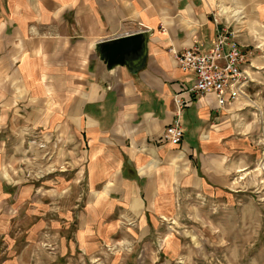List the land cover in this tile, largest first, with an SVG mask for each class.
I'll return each mask as SVG.
<instances>
[{
  "label": "crops",
  "instance_id": "obj_1",
  "mask_svg": "<svg viewBox=\"0 0 264 264\" xmlns=\"http://www.w3.org/2000/svg\"><path fill=\"white\" fill-rule=\"evenodd\" d=\"M220 28L257 46L264 0H0V127L19 121L55 164L74 167L90 213L140 219L170 211L180 189L226 188L247 140L238 99L184 92L193 74L174 56L211 50ZM145 31L137 72L99 59L98 42ZM179 93L190 99L182 142L155 143Z\"/></svg>",
  "mask_w": 264,
  "mask_h": 264
},
{
  "label": "rangeland",
  "instance_id": "obj_2",
  "mask_svg": "<svg viewBox=\"0 0 264 264\" xmlns=\"http://www.w3.org/2000/svg\"><path fill=\"white\" fill-rule=\"evenodd\" d=\"M250 61L238 174L220 190L180 189L168 212H88L74 167L19 121L0 127V264H264V41Z\"/></svg>",
  "mask_w": 264,
  "mask_h": 264
},
{
  "label": "built area",
  "instance_id": "obj_3",
  "mask_svg": "<svg viewBox=\"0 0 264 264\" xmlns=\"http://www.w3.org/2000/svg\"><path fill=\"white\" fill-rule=\"evenodd\" d=\"M233 37V32L220 28L211 50L202 52L198 47L190 46L180 52H174L180 68L193 74V83L183 90L184 92L195 96L212 92L220 104L246 95L247 87L253 81L247 68L253 66L250 56L254 47L244 49L232 40ZM180 95L181 93L174 97L175 110L172 121L164 127L155 143L177 146L182 142L184 132L181 114L190 99H183Z\"/></svg>",
  "mask_w": 264,
  "mask_h": 264
},
{
  "label": "water",
  "instance_id": "obj_4",
  "mask_svg": "<svg viewBox=\"0 0 264 264\" xmlns=\"http://www.w3.org/2000/svg\"><path fill=\"white\" fill-rule=\"evenodd\" d=\"M148 32H137L103 40L96 44L99 59L108 70L117 65H126L131 72H137L145 64Z\"/></svg>",
  "mask_w": 264,
  "mask_h": 264
}]
</instances>
